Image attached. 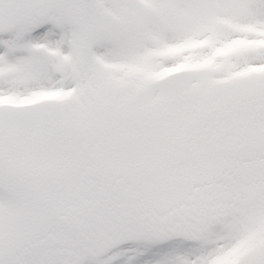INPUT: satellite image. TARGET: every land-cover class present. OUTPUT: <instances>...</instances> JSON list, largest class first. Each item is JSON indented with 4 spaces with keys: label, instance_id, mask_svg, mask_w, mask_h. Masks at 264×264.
Listing matches in <instances>:
<instances>
[{
    "label": "snow or ice",
    "instance_id": "snow-or-ice-1",
    "mask_svg": "<svg viewBox=\"0 0 264 264\" xmlns=\"http://www.w3.org/2000/svg\"><path fill=\"white\" fill-rule=\"evenodd\" d=\"M0 264H264V0H0Z\"/></svg>",
    "mask_w": 264,
    "mask_h": 264
}]
</instances>
